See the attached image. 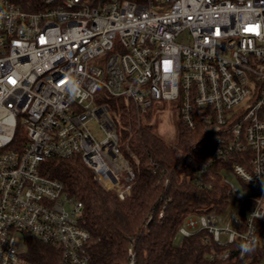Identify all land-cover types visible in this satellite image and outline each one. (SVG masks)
Masks as SVG:
<instances>
[{"label": "built area", "instance_id": "1", "mask_svg": "<svg viewBox=\"0 0 264 264\" xmlns=\"http://www.w3.org/2000/svg\"><path fill=\"white\" fill-rule=\"evenodd\" d=\"M109 98L139 118L169 102L185 127L211 130L210 163L241 157L222 175L232 214H189L175 239L206 230L244 259L264 218V0H0V264H24L26 236L58 247L59 264L90 263L83 204L40 166L79 157L129 197L135 155Z\"/></svg>", "mask_w": 264, "mask_h": 264}, {"label": "trees", "instance_id": "2", "mask_svg": "<svg viewBox=\"0 0 264 264\" xmlns=\"http://www.w3.org/2000/svg\"><path fill=\"white\" fill-rule=\"evenodd\" d=\"M23 2L28 8L40 5V0ZM108 104L117 115L122 146L135 155L129 158L136 173L129 197L120 200L105 191L79 157L53 158L40 166L42 175L62 182L68 195L83 204L81 225L92 238L89 264H129V250L135 264H260L264 218L255 221L259 241L242 260L238 242L221 246L206 230L179 242L175 239L187 215H222L232 206L222 175L241 157L232 154L210 163L217 144L204 124L191 130L177 116L175 135L168 138L153 123V107L139 118L123 99L109 98ZM16 139L25 138L18 134ZM202 166L206 167L203 173ZM251 206L247 202L242 207L243 219ZM24 245V264H59L58 247L32 236L24 237ZM226 251H230L227 259H219Z\"/></svg>", "mask_w": 264, "mask_h": 264}, {"label": "rangeland", "instance_id": "3", "mask_svg": "<svg viewBox=\"0 0 264 264\" xmlns=\"http://www.w3.org/2000/svg\"><path fill=\"white\" fill-rule=\"evenodd\" d=\"M181 42H183V41L181 40ZM151 110L153 111V123L157 124V128H158L159 132L168 138H173L175 135V131L172 134H168L169 129H168L167 124H165L164 127L161 128V120L162 119L167 121L169 118H171L172 122L175 125V122H176L175 120H176L178 114H177V111L172 108V104H170L169 102L155 104ZM92 126H93L92 127L93 131H99V129L96 127V125H92ZM226 177L228 178V180L233 182L234 185H239V182L237 181L234 174H232V172L229 171V173H226ZM233 209H234V206H231L223 214V217L228 218L229 215L232 214ZM180 240H181V238H178L177 242H179ZM260 264H264V260Z\"/></svg>", "mask_w": 264, "mask_h": 264}, {"label": "clouds", "instance_id": "4", "mask_svg": "<svg viewBox=\"0 0 264 264\" xmlns=\"http://www.w3.org/2000/svg\"><path fill=\"white\" fill-rule=\"evenodd\" d=\"M165 124H167L168 129H169L168 134L174 133V131H175V125L172 122L171 118H169L167 121H165V120L162 119L161 120V128H163ZM244 251L247 252V251H250V249L247 248V247H245Z\"/></svg>", "mask_w": 264, "mask_h": 264}]
</instances>
